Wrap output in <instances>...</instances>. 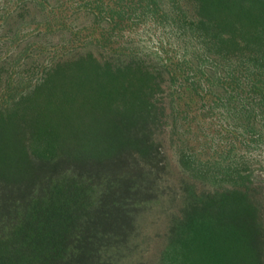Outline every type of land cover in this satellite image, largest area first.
I'll return each mask as SVG.
<instances>
[{
  "label": "trees",
  "instance_id": "obj_1",
  "mask_svg": "<svg viewBox=\"0 0 264 264\" xmlns=\"http://www.w3.org/2000/svg\"><path fill=\"white\" fill-rule=\"evenodd\" d=\"M52 1L0 0V264H264V0Z\"/></svg>",
  "mask_w": 264,
  "mask_h": 264
},
{
  "label": "rangeland",
  "instance_id": "obj_2",
  "mask_svg": "<svg viewBox=\"0 0 264 264\" xmlns=\"http://www.w3.org/2000/svg\"><path fill=\"white\" fill-rule=\"evenodd\" d=\"M48 1L53 2L52 0H48ZM55 39H56V37H52V41H54ZM170 157H171V162H172L173 164H175V155H174L173 152H171ZM255 167H257V166L255 165ZM262 173H264V171H262Z\"/></svg>",
  "mask_w": 264,
  "mask_h": 264
}]
</instances>
